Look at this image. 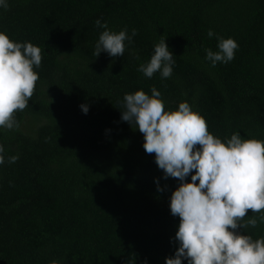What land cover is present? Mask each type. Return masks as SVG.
<instances>
[{
  "label": "trees",
  "instance_id": "trees-1",
  "mask_svg": "<svg viewBox=\"0 0 264 264\" xmlns=\"http://www.w3.org/2000/svg\"><path fill=\"white\" fill-rule=\"evenodd\" d=\"M8 4L0 32L40 47L42 61L29 106L15 113L19 128L0 127V264H166L179 246L170 198L181 182L164 178L144 135L121 120L123 97L155 87L165 111L189 103L222 142L237 132L264 141V0ZM97 19L113 32L137 30L123 56H94L105 30ZM218 37L239 47L213 67L206 50H219ZM162 39L172 75L147 78L138 68ZM239 231L264 238V223Z\"/></svg>",
  "mask_w": 264,
  "mask_h": 264
},
{
  "label": "clouds",
  "instance_id": "clouds-1",
  "mask_svg": "<svg viewBox=\"0 0 264 264\" xmlns=\"http://www.w3.org/2000/svg\"><path fill=\"white\" fill-rule=\"evenodd\" d=\"M0 8L7 10L8 0H0ZM95 24L105 29L95 45V57L101 52L113 58L123 56L137 35L136 29L130 35L127 29L110 31L100 19ZM213 35L209 30L208 36ZM218 41V51L206 50L213 67L232 61L239 47L231 37H218ZM41 61L40 47L14 42L0 32V127L19 128L15 113L29 106L39 79L33 69ZM174 63V55L162 39L150 61L140 64L138 71L147 78L157 72L161 78H169ZM81 108L85 114L89 110L87 104ZM122 108L121 120L144 135V149L155 154L164 178L181 182L170 198V212L180 218L175 235L179 246L174 256L165 258L166 264H182L183 260L188 264H264V238L253 240L239 231L256 227L258 220L264 223V141L242 139L237 132L222 142L208 131L205 118L189 103L180 102L177 110L165 111L155 87L151 95L143 90L126 93ZM3 153L0 145V164L5 163ZM17 160L14 155L8 163ZM189 175L191 180L186 181ZM158 190L162 191L159 185ZM249 210L259 214L258 219L246 220Z\"/></svg>",
  "mask_w": 264,
  "mask_h": 264
}]
</instances>
